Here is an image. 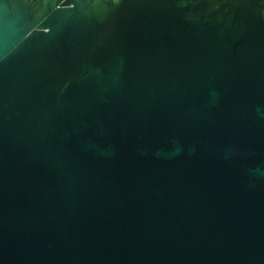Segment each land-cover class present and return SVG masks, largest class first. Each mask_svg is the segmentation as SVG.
Here are the masks:
<instances>
[{
  "label": "water",
  "instance_id": "obj_1",
  "mask_svg": "<svg viewBox=\"0 0 264 264\" xmlns=\"http://www.w3.org/2000/svg\"><path fill=\"white\" fill-rule=\"evenodd\" d=\"M0 264H264V0H0Z\"/></svg>",
  "mask_w": 264,
  "mask_h": 264
}]
</instances>
